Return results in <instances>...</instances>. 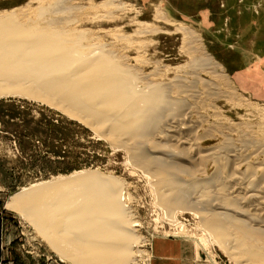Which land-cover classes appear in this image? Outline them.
I'll list each match as a JSON object with an SVG mask.
<instances>
[{
    "label": "bare ground",
    "instance_id": "bare-ground-1",
    "mask_svg": "<svg viewBox=\"0 0 264 264\" xmlns=\"http://www.w3.org/2000/svg\"><path fill=\"white\" fill-rule=\"evenodd\" d=\"M63 2L39 9L37 19L0 14V97L38 98L93 128L129 152L164 209L199 214L201 230L237 264H264V120L236 123L217 103L251 109L252 102L194 31L175 29L190 58L169 78V67L146 72V58L93 43L86 30L54 17L70 11ZM154 17L167 21L161 11ZM100 176L41 183L7 207L26 216L64 261L135 264L134 253L143 251L134 250L141 239L122 183Z\"/></svg>",
    "mask_w": 264,
    "mask_h": 264
},
{
    "label": "rangeland",
    "instance_id": "rangeland-1",
    "mask_svg": "<svg viewBox=\"0 0 264 264\" xmlns=\"http://www.w3.org/2000/svg\"><path fill=\"white\" fill-rule=\"evenodd\" d=\"M62 1L60 7H68L70 11L56 13L54 17L63 19L70 28L72 25L86 30L93 43L117 49L130 58L137 55L146 58L144 60L149 62V66L144 67L146 72L154 66L161 70L169 67L168 77L171 78L174 70L189 60L182 34L175 30L178 26L198 34L206 51L224 67L211 53L200 32V0H110L113 5L107 3L109 0ZM52 2L0 0V14L16 11L18 17L37 19L39 9L50 7ZM157 11H161L167 21L156 20ZM109 30L128 38L120 40L113 32H107ZM255 32L264 35V22ZM259 42L260 46L264 45L262 39ZM224 71L236 90L257 107L236 108L221 99L217 102L218 108L236 123L248 119L246 122H256V125L264 120V101L255 99L264 98V89L256 85L238 86L225 67ZM245 89L254 90L255 96ZM213 143L210 141L208 145ZM84 172H98L100 177L115 178L122 183L126 215L133 224H138L133 230L141 239L134 250L143 251L140 255L134 253L135 264H146L150 245L157 237H175L190 244L197 259L204 264H237L201 230L199 214L179 209L169 211L159 204L151 180L131 163L127 150L113 145L108 138L57 107L38 98L15 94L0 97V238L4 236L7 242L1 249L6 250L14 242L17 252L42 254L43 258L58 264H76L71 259L59 258L30 220L7 206L11 197L24 189ZM64 247L66 251L67 246ZM67 251L71 253L70 249ZM0 264L15 263L5 256L0 258Z\"/></svg>",
    "mask_w": 264,
    "mask_h": 264
},
{
    "label": "crops",
    "instance_id": "crops-1",
    "mask_svg": "<svg viewBox=\"0 0 264 264\" xmlns=\"http://www.w3.org/2000/svg\"><path fill=\"white\" fill-rule=\"evenodd\" d=\"M199 5L198 26L211 53L221 61L236 85L264 89V45H259L264 35L254 33L264 22V0H200ZM244 91L254 96L256 93L251 89ZM255 99L264 101L260 97ZM5 243L3 236L0 258L6 256L15 264H58L42 254L17 252L14 242L2 250ZM149 251L146 264H204L190 244L175 237L155 238Z\"/></svg>",
    "mask_w": 264,
    "mask_h": 264
}]
</instances>
